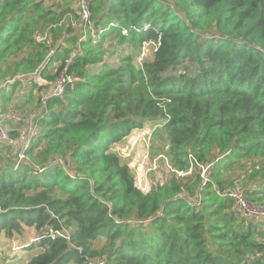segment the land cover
Returning <instances> with one entry per match:
<instances>
[{
  "label": "trees",
  "instance_id": "obj_1",
  "mask_svg": "<svg viewBox=\"0 0 264 264\" xmlns=\"http://www.w3.org/2000/svg\"><path fill=\"white\" fill-rule=\"evenodd\" d=\"M77 1L0 0V83L76 79L43 103L20 168L0 145V264L25 229L24 253L39 251L22 264H264V222L223 196L264 208V0H83L75 29ZM152 126L171 168L192 171L142 193L110 147ZM242 163L248 189L229 175Z\"/></svg>",
  "mask_w": 264,
  "mask_h": 264
},
{
  "label": "built area",
  "instance_id": "obj_2",
  "mask_svg": "<svg viewBox=\"0 0 264 264\" xmlns=\"http://www.w3.org/2000/svg\"><path fill=\"white\" fill-rule=\"evenodd\" d=\"M81 7V17L82 19L86 20L88 18L87 10L85 7ZM36 39H38V36H36ZM153 48H155L153 43H145L141 48L140 58L146 57L150 51L153 50ZM33 75L38 76V78L35 80V82L38 84V88L42 89L43 85L48 88L43 103H45L47 98L62 97L66 86L71 85L76 81L74 77L66 74V69H64L53 82L45 81L37 73H34ZM18 79L19 78H15L9 82L11 83ZM35 119V116H29L24 122L23 127L17 132L15 131L14 137L10 135L9 130L5 129L0 124V145L8 148L11 151V155H14L13 158H15V160L13 162V166L15 168L26 162L25 153L27 152L31 141L37 132V127L34 124ZM156 127L157 126H152L133 130L122 141L115 143L110 147V152L114 153L122 160L127 161L131 158L128 166L133 173L135 187L142 193H148L151 190L152 187L149 186L147 176L158 171L159 163H162L169 172H175L171 168L168 158L164 154H160L156 158L152 159L150 149ZM206 169L207 168H204L201 171V177L203 178L204 182L206 181L204 178ZM191 171L192 169H189L185 173H175L177 176H185L191 174ZM35 172H40V169H35ZM223 196H226L232 201L234 209L239 213L242 219L247 221L264 222V208L250 203L248 200H246L240 190L230 189L225 194H223ZM197 200L198 197H195L191 202L198 205ZM98 264H102V261H99Z\"/></svg>",
  "mask_w": 264,
  "mask_h": 264
},
{
  "label": "rangeland",
  "instance_id": "obj_3",
  "mask_svg": "<svg viewBox=\"0 0 264 264\" xmlns=\"http://www.w3.org/2000/svg\"><path fill=\"white\" fill-rule=\"evenodd\" d=\"M83 5V0H79L77 2H74L72 4V7L76 9V16L73 17L71 14H68L67 17H70V21L73 27L75 29H81L83 27L82 24V17L80 20H77V16H81L82 13V7ZM78 8V9H77ZM90 29V27H89ZM36 36H38V39H36ZM48 40L47 34L44 33H35L34 35V40L36 42H44L45 40ZM60 46L64 47V44L62 41L56 45V49L59 48ZM54 49V50H56ZM53 53V52H52ZM128 51L122 50L117 54V56H113L110 58H106V63L111 65L117 62L118 57L127 54ZM150 54L147 55L146 59H150ZM99 66L95 67L94 69H98ZM17 82V87L15 90H11V85L13 82H7V80L3 81L0 83V87H4L6 89V94L5 98L7 101H3L1 98L0 100V124L7 130H15L16 132L21 129L24 125V122L27 120L29 116H35L38 117L43 110V100L45 98L47 89L44 85L42 86V89L38 90V84L35 82V80L38 78L37 75H29V76H19ZM31 87H35L33 89V95L35 97V101L31 104H27L25 102V97L26 94L29 92ZM157 134L154 135L153 141L151 143V149H150V154L152 156V159L156 158L158 155L163 154L164 149L162 144L160 142L155 141L157 139ZM5 154H9V157L11 158V162L13 163L15 158H13L14 155H11V151L7 148ZM13 158V159H12ZM131 161V158L128 159L127 164ZM28 164L30 163V160L27 159ZM124 162V161H123ZM14 165V164H13ZM21 165V164H20ZM19 167H14V169H18ZM249 170V164L247 163H242L240 166H237L236 169L232 172L229 173L231 178L234 180L236 185L238 187H242L243 189H248L252 185V183H248L244 180L245 173ZM194 173V172H193ZM170 172L163 166L162 163H159V169L156 173H151L147 176V180L149 183L150 187H153L155 185H163L166 183V181L169 179ZM202 175V173H201ZM180 177V176H177ZM192 201V200H191ZM37 235L35 234V231L33 229H25L24 235L18 238H16L15 243L13 241L10 242L12 251L9 249V247L4 249V253L8 255L7 257L9 258V264H22L25 262L30 256L38 252V249H34L33 251H29L24 253V248L28 247L30 244L35 243ZM15 240V239H14ZM103 242V241H102ZM18 250H16L17 248ZM15 257H19L14 259Z\"/></svg>",
  "mask_w": 264,
  "mask_h": 264
},
{
  "label": "crops",
  "instance_id": "obj_4",
  "mask_svg": "<svg viewBox=\"0 0 264 264\" xmlns=\"http://www.w3.org/2000/svg\"><path fill=\"white\" fill-rule=\"evenodd\" d=\"M9 132L13 134V133H15V130H10V129H9Z\"/></svg>",
  "mask_w": 264,
  "mask_h": 264
}]
</instances>
